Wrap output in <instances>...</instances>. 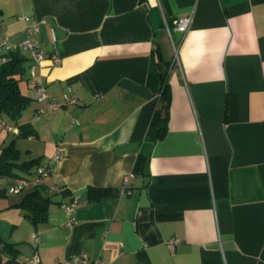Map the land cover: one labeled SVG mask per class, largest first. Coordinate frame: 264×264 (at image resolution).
Returning <instances> with one entry per match:
<instances>
[{
    "label": "crops",
    "instance_id": "obj_1",
    "mask_svg": "<svg viewBox=\"0 0 264 264\" xmlns=\"http://www.w3.org/2000/svg\"><path fill=\"white\" fill-rule=\"evenodd\" d=\"M0 10V39L25 38L23 16L46 54L55 37L60 64L45 59L34 78L76 99L36 119L28 69L20 89L32 102L13 124L0 119L20 154L25 145L21 160L50 168L39 183L52 202L35 227L12 206L22 193L6 191L20 176L0 188V235L18 264H264V0H0ZM188 15V30H174ZM162 73L171 101L158 139ZM89 187L118 193L88 201Z\"/></svg>",
    "mask_w": 264,
    "mask_h": 264
},
{
    "label": "trees",
    "instance_id": "obj_2",
    "mask_svg": "<svg viewBox=\"0 0 264 264\" xmlns=\"http://www.w3.org/2000/svg\"><path fill=\"white\" fill-rule=\"evenodd\" d=\"M2 13L0 10V31H1ZM155 59H160L159 52L154 50ZM0 57L5 61L0 62V119L9 118L16 121L28 108L32 102V97L23 93L20 89V83L26 80V73L30 68L31 62L28 53L20 49L2 50ZM161 89L159 104L154 111L151 124L157 128V137L161 139L167 131V109L171 101V91L168 82L167 73L160 74ZM7 120V119H6ZM40 164V158L21 160V154L14 145V140L0 148V177H27L36 173ZM140 168L137 163L135 169ZM44 187L40 183L33 189L22 191L18 202L12 206H18L23 209L26 218L35 227L40 222L47 219L48 206L52 202L50 196L43 193ZM5 191L0 190V194ZM59 192L67 194L66 189L59 188ZM111 192L117 194L115 189H101L89 187L86 195L88 201H97L103 195ZM18 250L15 243L7 242L0 235V264H17Z\"/></svg>",
    "mask_w": 264,
    "mask_h": 264
},
{
    "label": "built area",
    "instance_id": "obj_3",
    "mask_svg": "<svg viewBox=\"0 0 264 264\" xmlns=\"http://www.w3.org/2000/svg\"><path fill=\"white\" fill-rule=\"evenodd\" d=\"M22 20L25 23L24 31L26 33V37L18 43H12L7 37H3L0 39V51L2 50H15L20 49L28 53L30 58V78L35 85V93L33 95L34 100L38 103V107L35 110L34 117L38 119L43 113L46 111H54L57 110L62 104H73L76 103V99L68 95L67 93L63 94L60 101L57 97H51L46 91L45 86L40 81H36L34 78V68L37 64L41 63L45 59H49L52 64L58 65L61 62V57L57 48L56 39L53 36L51 41V52L46 54L40 44L35 39L34 35L38 33V24L36 20L30 16H23ZM192 22V15L184 16L176 18L172 21V25L174 30L185 33L190 24ZM168 27V26H167ZM169 30V28H168ZM5 61V58L0 57V62ZM70 92V90H69ZM4 128L10 132L13 130V127L3 121H0ZM63 157L62 152L59 150L55 152L53 155V161L56 162ZM50 172V168L48 166L39 165L36 169V178L34 180H30L26 177H19L17 178L16 182L8 187L7 191L10 194H19L27 187L32 184H38L40 180L48 175ZM132 174H128L124 177L123 180V188L120 190L121 193L125 192L128 186V179ZM32 238L37 241L38 237L35 234H32ZM176 239H170L167 242L169 248H172L173 245L176 243ZM86 261V257H73V258H65L59 261H55L52 264H80ZM34 260H28L26 264H33Z\"/></svg>",
    "mask_w": 264,
    "mask_h": 264
},
{
    "label": "rangeland",
    "instance_id": "obj_4",
    "mask_svg": "<svg viewBox=\"0 0 264 264\" xmlns=\"http://www.w3.org/2000/svg\"><path fill=\"white\" fill-rule=\"evenodd\" d=\"M7 119V122H11V124H13L12 123V121H10L8 118H6ZM10 124V125H11ZM12 139H16V137L14 136V135H12V134H8L7 132H6V129L4 128V127H2V128H0V148H1V146H3V145H6V144H8ZM14 145L18 148V146H19V144H18V146L16 145V143L14 142ZM20 146H22V147H20L21 148V150H22V152H21V156H22V158L21 159H24V152H23V146H25L24 144L23 145H20ZM33 177L35 176L34 174L32 175ZM11 179V177H7V176H4V177H1L0 178V185H1V187L0 188H2L3 186H5V184H6V181H8V180H10ZM6 191H7V189H6ZM8 196L9 197H16V194H8ZM18 197H20V195H17ZM5 232V231H4ZM17 264H18V261H17Z\"/></svg>",
    "mask_w": 264,
    "mask_h": 264
}]
</instances>
